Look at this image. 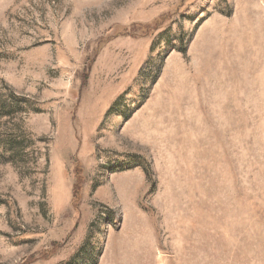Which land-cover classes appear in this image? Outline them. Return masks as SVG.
Returning <instances> with one entry per match:
<instances>
[{"label": "rangeland", "instance_id": "rangeland-1", "mask_svg": "<svg viewBox=\"0 0 264 264\" xmlns=\"http://www.w3.org/2000/svg\"><path fill=\"white\" fill-rule=\"evenodd\" d=\"M0 264H264V0H0Z\"/></svg>", "mask_w": 264, "mask_h": 264}]
</instances>
